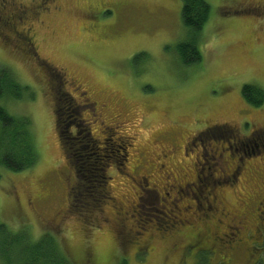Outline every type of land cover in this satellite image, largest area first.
Masks as SVG:
<instances>
[{
  "label": "rangeland",
  "instance_id": "obj_1",
  "mask_svg": "<svg viewBox=\"0 0 264 264\" xmlns=\"http://www.w3.org/2000/svg\"><path fill=\"white\" fill-rule=\"evenodd\" d=\"M207 1L212 14L200 35L203 60L191 67L175 56L189 37L182 0H20L26 14L4 9L24 40L32 28L38 56L25 57L24 40L0 33V71L12 70L29 88L22 99L0 98V106L31 120L39 155L23 173L0 169V218L10 231L32 240L51 235L76 264H205V258L207 264H264V248L248 255L252 242L223 252L229 262L186 250L197 232L228 233L194 213L213 194L219 210L213 220L224 210L222 220L243 239L255 228L264 231V210L255 209L264 196V106L248 104L242 93L247 84L264 90V0ZM62 73L75 114L81 110L78 119L102 138L101 147L120 142L117 137L131 144L125 166L118 157L104 165L111 179L101 198L85 191L82 161L59 135L47 76L62 79ZM253 131L257 138L248 137ZM249 139L244 154L241 140ZM177 190L187 197L179 199ZM102 200L98 209L87 207ZM159 223L173 231L155 233ZM139 241L144 255L133 246Z\"/></svg>",
  "mask_w": 264,
  "mask_h": 264
},
{
  "label": "trees",
  "instance_id": "obj_2",
  "mask_svg": "<svg viewBox=\"0 0 264 264\" xmlns=\"http://www.w3.org/2000/svg\"><path fill=\"white\" fill-rule=\"evenodd\" d=\"M182 3V21L189 37L175 47V56L183 66L191 67L200 64L203 60V52L199 47L200 35L211 18L212 9L207 0H182ZM30 41L34 45L31 37L23 43L27 46L26 50H23L24 55L25 57L28 56L27 58L38 57L31 50ZM39 70L42 72L44 69L39 67ZM47 79L50 82L49 90L51 91L52 88L56 97V114L57 112L62 113L66 117L65 123L67 125L71 120L69 117L76 118L75 99L56 93L55 86L60 81L59 78H52L48 74ZM62 83L64 84V81ZM28 90V87L18 82L12 70L4 68L0 71V98L22 99ZM242 93L248 104L256 108L264 106V90L260 87L247 84L243 86ZM67 133L68 135H64V138L61 139L67 141L68 148L72 147V157L79 160V163L82 161L81 167L78 165V168H81L80 171L86 172L88 177L84 181L85 191L87 193L95 192L97 197L101 198L107 189L111 176L102 170L103 168L99 165L100 160L103 163L106 162L104 165H107L108 162L109 166V161L118 157V163L125 166L128 160L125 155V141H109L105 151H103L89 141V136H86L89 134V129L85 131L82 128L79 131L73 129ZM67 154L70 158V152ZM38 160V148L31 120L27 116H13L6 107L0 106V169L11 173H23L32 169ZM201 161H205L204 158L199 160L200 163ZM92 178L94 179L93 182H91ZM89 184H91L90 191H87ZM107 195L109 196V191ZM103 201L99 203H88L87 201V207L98 205V207L92 208L98 209ZM249 241L257 242L254 244L255 248L256 246L264 248L262 237L259 240L249 239ZM64 250L51 235L45 234L38 240H32L28 235L10 231L0 218V264H76L75 260H72ZM205 259L202 262L207 264ZM120 264H128V261L124 259Z\"/></svg>",
  "mask_w": 264,
  "mask_h": 264
},
{
  "label": "flooded vegetation",
  "instance_id": "obj_3",
  "mask_svg": "<svg viewBox=\"0 0 264 264\" xmlns=\"http://www.w3.org/2000/svg\"><path fill=\"white\" fill-rule=\"evenodd\" d=\"M44 2H45V0H44ZM45 5L46 4L43 3V5L41 6V8L45 7ZM12 7L16 8L18 10H22V12L24 14L27 13V6L25 4H23V3H20V0H0V24H1V26H0V31L1 32L0 33H2L3 36L2 35L1 36L4 39L6 38L5 40H7V41L9 39L12 40V35H14V36H16L19 39V41L17 40L16 42L17 43H20V41L24 40V38L20 35L19 32L16 31V26L14 27V25L12 24L13 18H8V17H5V15H4V9H8L9 10ZM33 14H35V13H33ZM20 19L22 20V18H20ZM27 23H23V24H27ZM32 32H33L32 28L29 27L28 30L25 31L24 35H27L28 34V36L31 37L33 39V41L35 42V38H34V35L32 34ZM23 43L24 42H22V44ZM30 45H32V42L31 41H30ZM36 60H39L38 62H41L40 59H37L36 58ZM62 75H63L62 79H61L60 76L58 77L60 79V81L55 86L56 93H60V95L62 94V96H66V97H69V98L72 97L73 98L74 95L71 94L72 92H69V91L66 90V86H68L70 83L67 80V78L64 77V73H62ZM54 78H55V76H54ZM62 81H64V84L62 83ZM54 84H55V79H54ZM53 88H54V86H53ZM68 89H69V86H68ZM79 89H80V87H79ZM79 89H75L74 91H78ZM51 91H52V88H51ZM80 91H81L80 96L83 95L84 98H85V101L82 103L81 106L87 107L90 104L89 103V100H88L89 98L85 96V92L84 91H82L81 89H80ZM80 91H78V92H80ZM79 98H81V97H79ZM90 112H92V111L90 110ZM56 115H57V118H58L59 135H60L61 138H64V135H68L67 132L69 130L74 129V128L76 129L75 131H77V129L79 131V130H81V128H82V130L84 129V131L87 130V129H89V134H86L85 133L87 137L89 136V141L91 142V140H92V143L94 145H97L98 148H100L99 150L105 151L101 147V145L103 143V141L101 140L102 138H99L96 135L94 137V134L92 133L91 128H89L88 125L87 126L82 125V122L84 120L78 119V118H81L82 117V116H80L81 115V110H80V114L75 115L76 118L73 117V116L69 117V119H71V118H73V119H71L70 122L67 125L65 123V120L64 121L63 120L61 121V117H63V114L62 113L59 114L57 112ZM97 115H98L97 113H94L93 114L94 117H97ZM59 123H62L63 124L64 131H63V128L59 125ZM100 128L102 129L104 127H101L100 126ZM256 133H257V131H253V134H251V136H248V137H252V138L255 137V138H257ZM102 134H104V130H101L100 131V135H102ZM252 138H250V139H252ZM116 139L118 141H120V142L125 141V149H127V151H128L129 147L131 146V144H129V141H128L129 138H120V137H117ZM250 139L246 143H244L241 140V144H243L242 145V150L244 151V154H246L247 152H249V145H244V144L251 143V140ZM258 139H261V137H258ZM110 141L115 142V140H113V139H110ZM66 142L67 141H64V143H66ZM107 143H109V141H107ZM230 144H231V142H230ZM255 146H256V148L259 149L258 142H255ZM71 149H72V147L70 146L69 150H71ZM127 151H126L125 155L128 158L129 157V152H127ZM237 151H239V149H237ZM237 151H235V153H237ZM253 152H255V151L253 150ZM231 155H233V154L231 153ZM241 156L242 155L240 153V155H238V158L241 157ZM243 156H245V155H243ZM237 162H238V159H237ZM99 165L102 168L104 167V163L102 162V160H100V164ZM99 169H101V168H99ZM103 171L106 172V173L108 172V171H105V170H103ZM234 177H236V175H234ZM198 181H199V185L201 186L200 182H202V180H201V177L200 176L198 177ZM222 184H223V182L219 183V185H222ZM184 188H186V187H184ZM194 188H196V190L199 192V195H200L199 187L197 188L195 186ZM181 190L183 191V188H181ZM181 190H177V196H179V199H181L180 198L181 196L187 197L185 193L181 192ZM182 193H183V195H182ZM167 196H170V194L167 193ZM192 200L195 203H197V200L198 199H192ZM217 202H218L217 201V197L213 194L212 197L209 196L208 200L206 201L205 206L202 205L204 207L199 208V210L202 211V212L199 211V213H197V212H194V213H195V215L199 216L202 221L208 222L209 224H213L214 226H216L218 228L219 227H222V226H226L225 228H227V232L228 233L227 234H223V237H221V236H219L217 234V232H218L217 230H212V232H209V234H207L205 236L203 234H201V232H197V233L194 234L193 240L190 241L189 244L186 247L187 253L191 249L197 251V248H198V250H199V253L198 254H201V253H208V254L215 253V254H219V255L222 256L221 261H223V260H226L227 261V257L223 253L226 250H228V251L230 250V251L234 252L238 245H241V246H243V245H249L250 244L249 239L259 240V238L262 237L263 240H264V231H263V235L261 236L260 229H258V228H255L253 230V234H247V237L244 238V239H243V237H241V232L238 229H235L234 228L235 229V232H233L234 230L232 229L233 227L231 226L233 224L229 225L226 221L222 220V219H225L224 216L226 215V214L223 213V212H225L224 210L220 212L221 213L220 216L223 217L222 219L216 218V220H213L214 217H217L218 216V215L216 216V214L219 213ZM197 207H198V205H197ZM248 209L250 210V208H248ZM255 209L256 210H258V209H263L264 210V196L257 203ZM213 214L215 216H213ZM263 217H264V215H263ZM260 218L263 221L261 228H263V230H264V218H262L261 216H260ZM229 221L233 222L234 221V218L232 217V219H229ZM155 225L158 226V228L156 229L158 232L155 231V233L168 234L171 231H173V229H169L170 226H162L160 223L159 224H155ZM146 230L147 229H145V230L142 229L141 231H137V233L139 235H142ZM165 232H168V233H165ZM252 243L253 244H256L257 242H252ZM133 246H136L137 250L139 251L137 253L138 255H144L146 252H148V250L145 249V247H142L141 246L140 241L139 242H136ZM219 247H222L223 248V251H221V248H219ZM255 249L258 252H260L257 248H254L253 245H251L250 247H248L247 248L248 255L249 254L251 255L254 252ZM257 260L253 264H256L257 263ZM227 262H229V261H227Z\"/></svg>",
  "mask_w": 264,
  "mask_h": 264
},
{
  "label": "bare ground",
  "instance_id": "obj_4",
  "mask_svg": "<svg viewBox=\"0 0 264 264\" xmlns=\"http://www.w3.org/2000/svg\"><path fill=\"white\" fill-rule=\"evenodd\" d=\"M253 143V142H252Z\"/></svg>",
  "mask_w": 264,
  "mask_h": 264
}]
</instances>
